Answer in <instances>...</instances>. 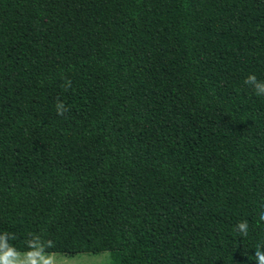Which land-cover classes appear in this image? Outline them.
Returning a JSON list of instances; mask_svg holds the SVG:
<instances>
[{
	"label": "trees",
	"instance_id": "16d2710c",
	"mask_svg": "<svg viewBox=\"0 0 264 264\" xmlns=\"http://www.w3.org/2000/svg\"><path fill=\"white\" fill-rule=\"evenodd\" d=\"M260 82L264 0H0V253L260 264Z\"/></svg>",
	"mask_w": 264,
	"mask_h": 264
},
{
	"label": "rangeland",
	"instance_id": "374dc122",
	"mask_svg": "<svg viewBox=\"0 0 264 264\" xmlns=\"http://www.w3.org/2000/svg\"><path fill=\"white\" fill-rule=\"evenodd\" d=\"M107 253L76 254L64 256L59 254L0 253V264H108Z\"/></svg>",
	"mask_w": 264,
	"mask_h": 264
},
{
	"label": "clouds",
	"instance_id": "9594fccd",
	"mask_svg": "<svg viewBox=\"0 0 264 264\" xmlns=\"http://www.w3.org/2000/svg\"><path fill=\"white\" fill-rule=\"evenodd\" d=\"M245 83L247 84H251V83H258L257 81V78L256 76L253 74V75H249L246 80H245ZM260 83H264V82H260ZM256 94L258 96L260 95H264L262 94L261 92H257L255 91ZM57 110H58V114L59 115H63L64 114V111H66V109L64 108V105L63 104H58L57 105ZM262 219H264V217H261ZM240 227L244 230V232L246 233V230H247V224H242L240 225ZM256 257L257 259L259 260L260 264H264V254H262L259 250L256 252Z\"/></svg>",
	"mask_w": 264,
	"mask_h": 264
}]
</instances>
